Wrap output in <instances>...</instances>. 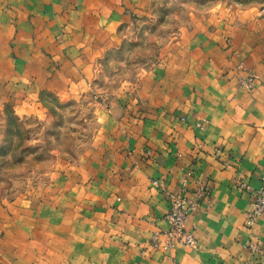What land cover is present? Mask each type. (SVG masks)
<instances>
[{
  "label": "crops",
  "instance_id": "crops-1",
  "mask_svg": "<svg viewBox=\"0 0 264 264\" xmlns=\"http://www.w3.org/2000/svg\"><path fill=\"white\" fill-rule=\"evenodd\" d=\"M141 1L0 0L5 80L74 91L117 41L128 5ZM225 30L230 49L170 53L167 77L101 110L99 142L46 202L14 217L0 264H264L247 248L253 240L264 248V217L246 226L253 193L241 186L258 189L264 176V20ZM234 54L240 60L225 62ZM247 71L259 77L251 92L239 81ZM183 179L189 197L210 188L189 217L197 246L155 250L150 239L168 230L169 196Z\"/></svg>",
  "mask_w": 264,
  "mask_h": 264
},
{
  "label": "rangeland",
  "instance_id": "rangeland-1",
  "mask_svg": "<svg viewBox=\"0 0 264 264\" xmlns=\"http://www.w3.org/2000/svg\"><path fill=\"white\" fill-rule=\"evenodd\" d=\"M127 9L117 41L97 54L74 91L37 92L30 81L7 82L6 68H0V261L9 251L5 236L12 234L14 217L46 202L66 169L99 142L101 110L125 97L134 101L138 92L156 86L155 75L167 77L170 53L183 58L212 43L230 49L227 27L251 16L264 20V0H142ZM234 56L240 60L234 54L225 62ZM8 59L15 61L14 51ZM244 66L240 62L236 70Z\"/></svg>",
  "mask_w": 264,
  "mask_h": 264
},
{
  "label": "built area",
  "instance_id": "built-area-1",
  "mask_svg": "<svg viewBox=\"0 0 264 264\" xmlns=\"http://www.w3.org/2000/svg\"><path fill=\"white\" fill-rule=\"evenodd\" d=\"M257 82L255 73L250 72L246 78L241 81L242 86L251 92L254 90ZM207 121L197 123V127L203 129ZM155 186L158 181H153ZM246 190L253 193V200L250 209L246 213V226L249 229L254 228L259 220L264 217V176L261 178V185L258 189H252L246 184L241 185ZM210 188L202 185L192 197L187 194V180L181 181L180 187L176 193L169 196L170 208L165 220L168 224V230L162 233H155L150 239V245L155 250L170 251L178 247L195 248L197 240L192 231L188 229V222L191 213L199 208L200 200L207 198ZM251 255L264 260V248L254 240L248 245Z\"/></svg>",
  "mask_w": 264,
  "mask_h": 264
}]
</instances>
